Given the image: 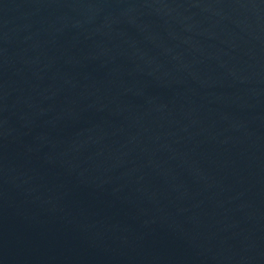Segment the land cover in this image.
I'll return each mask as SVG.
<instances>
[{"label":"water","instance_id":"1","mask_svg":"<svg viewBox=\"0 0 264 264\" xmlns=\"http://www.w3.org/2000/svg\"><path fill=\"white\" fill-rule=\"evenodd\" d=\"M0 264H264V0H0Z\"/></svg>","mask_w":264,"mask_h":264}]
</instances>
